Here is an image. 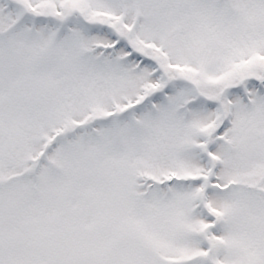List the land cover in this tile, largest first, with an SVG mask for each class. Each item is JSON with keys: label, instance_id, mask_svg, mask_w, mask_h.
Instances as JSON below:
<instances>
[{"label": "snow or ice", "instance_id": "6c2138e0", "mask_svg": "<svg viewBox=\"0 0 264 264\" xmlns=\"http://www.w3.org/2000/svg\"><path fill=\"white\" fill-rule=\"evenodd\" d=\"M0 264H264V0H0Z\"/></svg>", "mask_w": 264, "mask_h": 264}]
</instances>
